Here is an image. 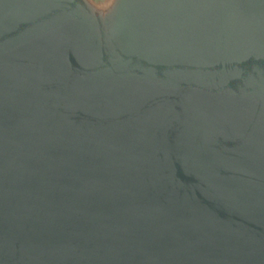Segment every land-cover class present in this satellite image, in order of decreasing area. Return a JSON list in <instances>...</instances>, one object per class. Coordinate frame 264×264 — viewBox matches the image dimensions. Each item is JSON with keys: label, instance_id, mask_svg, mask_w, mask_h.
Returning a JSON list of instances; mask_svg holds the SVG:
<instances>
[{"label": "water", "instance_id": "95a60500", "mask_svg": "<svg viewBox=\"0 0 264 264\" xmlns=\"http://www.w3.org/2000/svg\"><path fill=\"white\" fill-rule=\"evenodd\" d=\"M0 264H264V0H0Z\"/></svg>", "mask_w": 264, "mask_h": 264}, {"label": "rangeland", "instance_id": "374dc122", "mask_svg": "<svg viewBox=\"0 0 264 264\" xmlns=\"http://www.w3.org/2000/svg\"><path fill=\"white\" fill-rule=\"evenodd\" d=\"M93 1H95V2H97V3H106V2H108L109 0H93Z\"/></svg>", "mask_w": 264, "mask_h": 264}]
</instances>
